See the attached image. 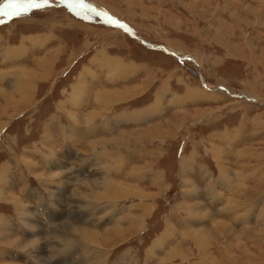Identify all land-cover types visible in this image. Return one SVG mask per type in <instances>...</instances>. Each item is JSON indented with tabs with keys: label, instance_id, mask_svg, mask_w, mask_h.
I'll list each match as a JSON object with an SVG mask.
<instances>
[{
	"label": "rangeland",
	"instance_id": "obj_1",
	"mask_svg": "<svg viewBox=\"0 0 264 264\" xmlns=\"http://www.w3.org/2000/svg\"><path fill=\"white\" fill-rule=\"evenodd\" d=\"M11 1L14 0H0V8L3 5L8 7ZM60 1L51 0V3ZM85 1L105 8L110 16L101 14L104 19L95 15L94 10L76 15L70 11L73 7L64 4H49L23 17L0 16V75L15 68L14 65H23L36 69L40 79L45 78L31 83L35 87L33 104L30 105L28 99L27 108L23 107L18 117L11 121L9 118L0 133V264H264V0ZM9 12L13 14L9 10L4 15ZM83 15H87L88 20ZM111 15L115 22L109 20ZM12 50L19 51L20 61L13 62L9 54ZM99 52L102 56L105 54L108 63L101 60ZM134 56L140 62L161 65L160 77L167 78L171 91L178 94L164 103L169 89L164 84L157 98L161 99L163 112L161 107L157 111L153 107L157 100L133 110L134 106L147 103L158 82L151 83L148 93L128 97L123 102L112 101L106 109L96 102V98L103 97L96 96L98 90L104 87L125 91L142 84L125 82L137 71L132 68L136 62ZM96 57L98 59L94 61ZM37 58H44L45 64L53 69L36 67ZM86 68L92 69L95 75L90 73L87 76L89 92L85 104L75 108L73 96ZM9 77L12 79V74ZM10 79L0 84V89L16 84V78ZM104 79L108 85H101ZM121 81L125 83L118 84ZM185 84L186 91L182 94ZM213 88L216 91L210 90ZM208 99L218 102L209 104ZM170 104L174 116L163 120L164 116L159 115ZM69 112L79 115L80 124L74 122ZM94 112L98 115H93L92 126H105L96 133L86 131L87 115ZM186 113L188 116L182 118ZM145 114L154 119L142 121ZM126 116H133V122L141 124H116ZM240 117L245 123L242 125L240 121L235 126L236 134L228 129L223 131V122L237 123ZM201 119L204 124L192 127L193 121ZM47 122L56 139V156L59 152L63 156L66 151L73 155L75 151L72 152L71 148L75 147L80 153L69 161V174L74 179L71 186L60 180L65 174H58L55 183L41 176L48 168L50 172L61 173L64 165H47L44 157L50 153L49 147L45 146L49 141L44 140ZM111 123L115 127L123 123L120 130L118 127L112 133L116 134L110 138L113 143L98 144L94 150L89 147V152L84 151L86 148L80 149L81 145L89 146L87 144L96 136L98 140L100 135H112L108 132ZM76 125L85 128L81 144L74 142L78 138L74 130ZM197 126L201 127L199 131H196ZM155 127L169 134L158 136L151 131ZM212 127H222L223 132L211 131L206 134V141L199 139ZM147 130L151 132L145 134ZM90 133L92 137H88ZM196 140H201L197 143L199 145L193 144L195 148L198 146L200 161L202 157H213L217 162V177L223 181L215 189L213 200H207L208 207L200 195L198 183L189 178L185 180L181 175L179 179L176 171V157L184 154V144L187 142L186 149H191L189 143ZM214 145L226 153H222L221 159L215 157ZM102 147L112 151L111 159L107 152L97 158L98 152L102 154ZM24 156L40 165H29V171ZM165 159L171 167H167ZM183 159L188 162L186 168L196 163L194 157L184 156ZM134 166L138 168L134 169ZM166 167L167 174L164 175ZM153 172L161 176L156 179L158 181L151 175ZM163 172L165 178L162 182ZM3 173H7L4 184L1 180ZM76 173L94 177L80 179L75 177ZM203 174L211 177L208 167L203 169ZM137 176L145 180H139ZM109 178L119 184H140L145 193L126 195L127 191L121 188L124 194L121 198L112 189ZM101 180L107 183L106 188L97 186ZM159 181L163 183L162 188L156 186ZM75 188L82 190L85 196L77 197ZM96 190L109 191L117 195L118 200L111 198L110 202H97V198L88 197ZM213 203L214 207L209 206ZM22 204L25 208L32 206L28 218L26 213L19 212ZM142 204H149L148 215H145ZM198 204L201 214L198 219L204 216L199 221L190 211ZM207 210L214 217L207 218ZM22 216H25L24 220ZM213 219L225 223L214 226ZM68 221L99 231L121 227L125 237L112 247L91 245L79 239L65 242L63 239L67 235L60 226ZM200 227H208L213 233L208 255L203 254L198 248L200 244L191 239L194 229ZM10 232L14 236L8 238ZM18 237L28 243L42 241V250L36 246L22 250L7 243ZM161 239L166 240L159 246ZM210 255L215 259L209 258ZM44 257L47 262L43 261Z\"/></svg>",
	"mask_w": 264,
	"mask_h": 264
},
{
	"label": "bare ground",
	"instance_id": "obj_2",
	"mask_svg": "<svg viewBox=\"0 0 264 264\" xmlns=\"http://www.w3.org/2000/svg\"><path fill=\"white\" fill-rule=\"evenodd\" d=\"M16 5V4H15ZM17 9V8H16ZM10 15H12V12L10 13H5V15H4V17H6V16H10ZM4 17H1V18H4ZM1 40V39H0ZM3 43V42H2ZM35 43H37V42H35ZM23 48V47H22ZM28 48V47H27ZM25 49H26V47H25ZM8 50V49H7ZM9 50H10V48H9ZM6 51V50H5ZM4 51V52H5ZM17 51V50H16ZM15 50H12V51H10L9 52V54L11 55V58H12V60H13V62H18V61H20L21 59V55L19 54V51H17L16 52ZM1 52V51H0ZM7 53V52H6ZM5 53V54H6ZM23 53V52H22ZM4 54V55H5ZM99 54H100V52H99ZM102 54V53H101ZM103 58H102V60H104V61H108V58H106L105 57V54L102 56ZM8 58V57H7ZM45 58V57H44ZM44 58H42L41 60H40V64L38 65V66H36V67H40V69L42 68L43 70L44 69H46L47 70V68L48 69H53V67L52 66H47L46 64H45V60H44ZM8 61H9V59H8ZM10 62V61H9ZM111 62V61H110ZM114 63V62H113ZM14 65V64H13ZM12 65V66H13ZM26 65V64H25ZM114 65V64H113ZM116 66V65H115ZM14 67L15 68H12V69H10V70H7L8 69V66L5 68L7 71L4 73V74H1L0 75V84H2L5 80H7V79H10V77H9V75H11L12 74V79H10V80H14V78H16L17 79V81H16V84L15 85H13V86H11V87H3V88H1L0 89V133H1V131L4 129V127L9 123V118H10V121L13 119V118H16V117H18V115L20 114V112L21 111H23V107H25V108H27L26 107V105L28 104V99H30L31 100V103H30V105H32L33 104V98H34V92H35V87H34V85H31V83H35V80H37V79H39V80H44L45 78H43V77H41L42 79H40L39 78V76H38V71L36 72V69H34V68H32L31 66H28V67H23V65L21 66V65H17V66H15L14 65ZM0 69H1V67H0ZM4 70V69H3ZM89 70V69H88ZM87 70V71H88ZM121 70V69H120ZM92 72V71H91ZM114 72V71H113ZM39 73H43V72H39ZM28 76V78L26 77V75ZM86 74H87V72H86ZM83 75V74H82ZM118 75H119V73H118ZM129 76V75H128ZM3 77H4V80H3ZM46 78H47V76H45ZM86 77V76H85ZM83 81V80H82ZM6 82V81H5ZM15 82V81H14ZM83 82H85V79H84V81ZM7 83V82H6ZM146 85L145 84H138V85H136V86H134V87H132V88H130V89H127V90H125V91H120V90H114V89H109V88H105V89H103L101 92H100V94L103 96V99H101L100 101H103V102H105L106 103V101L107 102H112V101H114V102H123L124 100H126L128 97H134V96H136V95H138V94H140V93H142L144 90H145V87ZM87 87H88V85H87ZM84 89V88H83ZM87 91H88V89H86ZM75 91H77V89L75 90ZM83 91V90H82ZM84 92H86V91H84ZM89 92V91H88ZM165 92V91H164ZM83 93V92H82ZM163 93V92H162ZM189 93V92H188ZM81 94V93H80ZM164 94V93H163ZM77 95H79L78 93H77ZM76 95V96H77ZM82 95V94H81ZM100 95V96H101ZM161 95V94H160ZM214 95V94H213ZM75 96V95H74ZM165 96V95H164ZM79 97H80V95H79ZM82 97H83V95H82ZM82 97H81V100H82ZM215 97V96H214ZM78 98V97H77ZM74 99H76V98H74ZM73 99V100H74ZM78 99H80V98H78ZM85 99V98H84ZM190 99V98H189ZM204 99V98H203ZM77 100V99H76ZM85 101V100H84ZM97 101V100H96ZM178 101V100H177ZM78 102H80L79 100H78ZM83 103V102H82ZM101 103V102H100ZM108 103V104H109ZM176 103H178V102H176ZM76 104V103H75ZM75 104H74V107H75ZM104 104V103H103ZM29 105V106H30ZM111 105V104H110ZM29 106H28V108H29ZM107 106H109V105H107ZM82 107V106H81ZM86 107V106H85ZM107 108V107H106ZM84 109V108H83ZM157 110V109H156ZM26 111V110H25ZM24 111V112H25ZM12 112H14L15 114H13ZM17 112V113H16ZM202 113V112H201ZM72 114V113H71ZM98 114V113H97ZM86 115V114H85ZM100 115V114H99ZM146 115V114H145ZM186 115H187V113L186 114H184V117H182V118H185L186 117ZM74 116V115H73ZM77 116H78V114H77ZM90 116V115H89ZM89 116H88V118H89ZM96 116V115H95ZM148 116V115H147ZM188 116V115H187ZM75 117V116H74ZM129 118H130V116H129ZM143 118H145L146 119V117L145 116H143ZM75 120H77V119H75ZM91 120V119H90ZM89 121V120H88ZM93 121V120H92ZM121 121H123V120H121ZM126 122V121H125ZM128 122V121H127ZM90 123V122H89ZM92 123V122H91ZM112 124V123H111ZM168 124H170V121L168 122ZM46 125V124H45ZM91 125V124H90ZM96 126V125H95ZM172 125H170V127H171ZM78 127V126H77ZM98 127V126H97ZM173 127V126H172ZM177 127V126H176ZM50 128V127H49ZM79 128V127H78ZM96 128V127H95ZM101 128V127H100ZM111 128V127H110ZM173 128H175V127H173ZM74 129H75V127H74ZM81 129V128H80ZM94 129V128H93ZM162 129V128H161ZM160 128H158V127H155V129H151V131H153V132H156L157 134H158V136H167L169 133L166 131V132H164V131H162ZM170 129V128H169ZM46 130V129H45ZM76 130V129H75ZM96 130V129H95ZM77 131V130H76ZM110 131V130H109ZM108 131V132H109ZM150 130H147V131H144V133L145 134H147V133H150L151 132ZM78 132V131H77ZM123 134H124V132H123ZM138 135V134H137ZM50 138V137H49ZM48 138V139H49ZM51 139H52V137H51ZM82 139V138H81ZM45 140V139H44ZM124 141V140H123ZM130 141V140H129ZM44 142V141H43ZM101 142V141H100ZM51 143V142H50ZM47 145V144H46ZM52 147V146H51ZM94 147V146H93ZM49 148H50V146H49ZM53 151V150H52ZM215 153V152H214ZM222 153H224V152H221V153H219L218 155L220 156H222ZM224 154H226V153H224ZM223 154V155H224ZM49 155V154H48ZM47 155V156H48ZM64 155V154H63ZM111 156V155H110ZM113 156V155H112ZM56 157V156H55ZM55 157H53L54 159H55ZM78 157V156H77ZM49 158V157H48ZM62 159V158H61ZM71 160V159H70ZM33 160H26V162L27 163H31ZM59 161V160H58ZM51 163H53L52 161H50ZM50 163V164H51ZM55 163H56V160H55ZM69 160H65V163H64V165L62 166V172L61 173H56V172H50L49 170H46V172H44L43 174H41V176H45V175H48L49 177H54V178H56V176L58 175V174H65V176L63 177V178H60V180L61 179H63L65 182H66V184L67 185H69V186H71V185H73V180L74 179H72V177H70L71 175L69 174V170H70V168L68 167L69 166ZM34 164V163H33ZM58 164V163H57ZM35 165V164H34ZM53 165V164H52ZM4 166V165H3ZM2 166V167H3ZM35 166H38V164L37 165H35ZM61 166V165H60ZM6 167V166H5ZM34 167V166H33ZM57 167V166H56ZM55 167V168H56ZM55 168H53V169H55ZM61 168V167H60ZM134 168V167H133ZM2 170H4V169H2ZM135 171V170H134ZM144 171H145V169H144ZM160 172V171H159ZM75 173V172H74ZM145 173H146V171H145ZM77 175L75 176L76 178L78 177V178H82V177H85L86 179H91V178H93V177H91L92 175H88V174H82V173H76ZM156 172L154 173H151V175H153L154 176V180L155 181H158V180H156L158 177H156ZM104 175V174H103ZM137 175V174H136ZM5 176H7V173H3V174H1V180L3 181L4 180V177ZM140 176V175H139ZM143 176V175H142ZM153 176H151L152 178H153ZM157 176H159V177H161L159 174H157ZM48 177V178H49ZM149 178L150 179V181H152L153 179L152 178ZM85 178H84V180H85ZM101 177H99V179H100ZM143 178V177H142ZM102 179V178H101ZM107 179V178H106ZM52 180V179H51ZM114 181L113 180V178H109L108 179V181H109V184L111 185V187H112V189L114 190V191H116L115 193L117 194V195H120L121 196V198H122V196H124V194H122V192L120 191V190H122V189H124V190H126L127 191V194L126 195H130V194H133L134 192L136 193V194H144L145 193V191L144 190H142L141 189V187H140V184H132V183H127V182H123V183H118L117 181H114L113 183H112V181ZM64 181H62V182H64ZM106 181V180H105ZM1 183V182H0ZM10 183V182H9ZM55 183V182H54ZM2 184H4V181H3V183ZM84 184V183H83ZM152 184V183H151ZM7 185V184H6ZM12 185V184H11ZM107 185V183H103V180H101V183L100 184H98L97 186L99 187V188H101V189H103V187H105ZM162 185H163V183L161 182V181H159V182H156V186H160L161 188H162ZM56 186V185H55ZM1 187V186H0ZM3 187V186H2ZM136 187V188H135ZM4 188V187H3ZM90 188V187H89ZM106 188V187H105ZM122 188V189H121ZM5 189V188H4ZM80 189V188H79ZM110 189V188H109ZM74 190V189H73ZM217 190V189H216ZM7 191V190H6ZM5 191V193H8V192H6ZM97 192L96 193H94V194H92L91 195V193H90V196H88V197H93L94 199L95 198H97L96 199V201L97 202H101V201H107V202H110L111 201V198H114V199H117L118 200V197H117V195H113V194H111L109 191H102V190H96ZM123 191V190H122ZM3 192V191H2ZM54 192V191H53ZM94 192V191H93ZM92 192V193H93ZM74 193L77 195V197H84L85 195L82 193V190H76V188H75V190H74ZM1 194V193H0ZM152 194V193H151ZM6 195V194H5ZM55 195V194H54ZM6 197V196H5ZM8 197V196H7ZM65 197V196H64ZM63 197V198H64ZM9 198V197H8ZM59 198H60V196H59ZM87 199V198H86ZM101 199H104V200H101ZM5 200V199H4ZM92 200V199H91ZM24 201V200H23ZM9 202V201H8ZM42 202V201H41ZM56 202V201H55ZM64 202H66L65 200H64ZM63 202V203H64ZM26 203V202H25ZM62 203V204H63ZM16 204V203H15ZM29 205V204H28ZM63 206H66V204H64ZM76 205H73V207H75ZM17 207V206H16ZM67 208L69 207V205H67L66 206ZM71 207V206H70ZM199 205L196 207V209H194V208H192L193 209V211H194V218H196V217H200L201 216V214L199 213ZM28 209V208H27ZM63 209V208H62ZM65 209V208H64ZM74 209V208H73ZM21 210V209H20ZM91 210H92V208H91ZM30 211V210H29ZM74 211V210H73ZM77 211V210H76ZM18 212V211H17ZM20 212V211H19ZM47 212V211H46ZM67 214V213H66ZM65 214V215H66ZM76 214V213H75ZM80 214V213H79ZM197 214H199V216L197 215ZM206 214V216H207V218H209V217H212V216H214V215H212V213L210 212V211H208L207 210V213H205ZM78 215V214H77ZM115 215V214H114ZM26 216H27V214H26ZM49 216V215H48ZM74 216H76V215H74ZM79 216V215H78ZM121 216V215H120ZM136 216V215H135ZM28 217V216H27ZM26 217V218H27ZM80 217V216H79ZM78 217V218H79ZM126 217V216H125ZM91 218V217H90ZM120 218V217H119ZM121 218H122V216H121ZM124 218V217H123ZM126 218H129V217H126ZM201 218H204V216L203 217H201ZM22 219V218H21ZM24 219V218H23ZM33 219V218H32ZM79 219H82V218H79ZM70 220V219H69ZM78 220V219H77ZM135 220V219H134ZM136 220H139V219H136ZM104 221V220H103ZM118 221V220H117ZM142 221V220H141ZM115 222H116V220H115ZM144 222V221H143ZM89 223V222H88ZM99 223V222H98ZM101 223V222H100ZM99 223V224H100ZM118 223V222H117ZM219 223H225L224 221L223 222H220V221H217V220H214V223H213V225L214 226H216V224H219ZM25 224V223H24ZM91 224V223H90ZM89 224V225H90ZM43 225V224H42ZM59 225V224H58ZM57 225V226H58ZM96 225V224H95ZM101 225V224H100ZM136 225V224H135ZM38 226V225H37ZM46 226V225H45ZM88 226V225H87ZM114 226V225H113ZM120 226V225H119ZM218 226V225H217ZM110 227V226H109ZM60 228L62 229V231L63 232H65L66 233V235H67V237H65L64 239L63 238H61V239H63L65 242H68V241H71V240H76V239H79V240H82V241H86V242H88L89 244L91 243V245L93 244V245H98V246H104V247H112V246H114V245H116L121 239H123L125 236V234H123L122 233V230H123V228H121V227H117V228H114V229H108V230H105V231H99L98 229L97 230H92V229H89L88 227H82V226H79V225H74L73 224V222L72 221H68V222H66V223H64V225L63 226H60ZM97 228V227H96ZM208 227H204V228H202L201 230H197V229H194V231L192 232V237L191 236H189V237H191V239H193L192 241H197V243H199L200 245H199V247L198 248H200L201 249V251H202V253L203 254H206V255H208V253H209V250H210V245H212V243H211V240H212V237H213V233H212V231H210V230H208L207 229ZM223 228V227H222ZM43 229V228H42ZM45 229V228H44ZM58 229V228H57ZM173 229V228H172ZM200 229V228H199ZM32 230V229H31ZM30 230V231H31ZM34 230V229H33ZM56 230V229H55ZM222 231V230H221ZM237 231V230H236ZM55 232V231H54ZM58 232V231H57ZM124 232V231H123ZM233 232H234V229H233ZM263 232V231H262ZM226 233H227V231H226ZM225 233V234H226ZM264 233V232H263ZM42 234V233H41ZM55 234V233H54ZM58 234V233H57ZM44 235H45V233H44ZM131 235V234H130ZM221 235V234H220ZM11 236H14L13 235V233H8V238L9 237H11ZM37 236V235H36ZM184 236H186V238H187V235H185L184 234ZM61 237V236H60ZM122 237V238H121ZM38 238V237H37ZM121 238V239H120ZM31 239V238H30ZM188 239H190V238H188ZM50 240V239H49ZM33 241V240H32ZM9 245H13V246H18V248L20 247L22 250H25L26 248H31V247H38V249L40 248H42L43 247V243H42V241H37V240H35V242H32V243H28V242H26V240H24V239H22V238H17V239H14V240H12V241H9V242H7ZM159 243V242H158ZM164 243V242H163ZM44 245H45V243H44ZM160 245V244H159ZM228 245V244H227ZM79 246V245H78ZM233 246V245H232ZM99 247V248H100ZM227 247V246H226ZM232 248V247H231ZM37 249V248H36ZM44 249V248H43ZM161 249V248H160ZM176 249V248H175ZM233 249V248H232ZM20 250V249H19ZM42 250V249H41ZM206 250H208V252H204V251H206ZM234 250V249H233ZM176 251H178V249L176 250ZM231 251V250H230ZM9 252V251H8ZM7 252V253H8ZM42 252V251H41ZM90 252V251H89ZM182 252V251H181ZM154 253V252H153ZM185 253H187V252H185ZM211 253V252H210ZM156 254V253H155ZM36 255H37V253H36ZM154 255V254H153ZM207 257H209V256H207ZM212 257V258H211ZM209 258H211V259H215L212 255H210V257ZM41 259H42V257H41ZM37 260V259H36ZM39 260V259H38ZM229 260V259H228ZM43 261H45V262H47L48 260L44 257L43 258ZM42 262V261H41ZM43 263V262H42ZM114 263V262H113ZM163 263V262H162ZM39 264V263H38ZM44 264V263H43Z\"/></svg>",
	"mask_w": 264,
	"mask_h": 264
},
{
	"label": "crops",
	"instance_id": "obj_3",
	"mask_svg": "<svg viewBox=\"0 0 264 264\" xmlns=\"http://www.w3.org/2000/svg\"><path fill=\"white\" fill-rule=\"evenodd\" d=\"M99 54V53H98ZM101 54V53H100ZM99 54V55H100ZM100 57H101V60H102V55H100ZM134 58H135V60H136V62H135V64H134V66H132V68L134 69V72H135V70H137L136 72H135V75H132L131 77H130V79L128 80V81H125L127 84H133V83H142V84H145L146 85V88H145V90L142 92V93H140V94H138L137 96H139V95H141V94H144V93H148V91H150L151 90V88H152V85H155V84H157V82L159 83L157 86H156V90H155V93H154V95H152V97L151 98H149V99H147V103H145V104H140V105H137V106H134V108H133V110L134 109H136L137 107H141V106H146V105H151V104H153L156 100H157V98H158V93H159V90L162 88V87H164V84L165 85H168L169 86V89H168V91L166 92V96L164 97V99H163V101H164V103H167L168 101H170L171 99L170 98H173L175 95H178V94H176V93H174L173 92V90L171 91V89H172V87H170V82H168L166 79L167 78H161L160 77V74L162 73V71H161V67H159V66H161V65H159V66H157L156 64V66H153V65H151V64H147V63H145V61L144 62H140L139 61V59L137 58V57H135L134 56ZM42 58H37V65L36 66H38L39 64H40V60H41ZM98 58L96 57L95 59H94V61L95 60H97ZM124 59V58H123ZM98 62V61H97ZM107 63H108V61H106ZM137 65H138V68H137ZM140 66H142V67H144V68H140ZM28 67V66H27ZM146 68V70H145V72L143 71L142 73L140 72L141 70H143V69H145ZM88 68H86V70H85V72H87V74L85 73V76L84 77H82L81 79H80V86L77 88V91H75V93H74V95L75 96H73V99L74 98H76V99H74L73 100V106H74V104H75V108H80L81 106H83L84 104H85V101L84 100H86V99H84L85 97H86V95L88 94V91H89V88L87 87V85L89 86V84H88V79H87V76L90 74V73H92V74H94L95 75V72H91V70L92 69H89L88 71ZM172 78V77H171ZM84 79H85V82H83L84 81ZM83 80V81H82ZM164 80H166V81H164ZM125 82H118V84H123V83H125ZM151 83H152V85H151ZM109 83H108V81L107 80H103L102 82H101V85H108ZM115 84V83H114ZM163 84V85H162ZM190 84V83H189ZM162 85V86H161ZM190 85H192V86H199V84H194V83H192V84H190ZM186 87H187V84H185V90L182 92V94L183 93H185V91H186ZM202 87V86H201ZM84 88V89H83ZM203 88V87H202ZM86 89H88V91L86 90ZM103 89H105V87L104 88H102V89H99L98 90V94L96 95V96H100L101 94H100V92L103 90ZM116 89H118V88H116ZM76 90V89H75ZM83 90V91H82ZM210 90H213V91H216L214 88L213 89H210ZM84 91H86V92H84ZM100 91V92H99ZM83 92V93H82ZM77 93L80 95V97H79V95H77ZM83 95V97H82V95ZM77 95V96H76ZM160 95V94H159ZM164 95V94H163ZM163 95H160V96H163ZM102 96V95H101ZM159 96V97H160ZM80 98V99H78V98ZM81 97H82V100H81ZM135 97V96H134ZM101 99H103V97L101 98ZM100 98H96V102H101L100 104H102L104 107H105V109H106V107L108 108L109 106H107V105H109L108 103L109 102H107L106 101V103L105 104H103L104 102L103 101H100L101 100ZM211 99H213V100H216V99H219V100H221L220 98H211ZM78 100L80 101V102H78ZM161 101V99H158L157 100V102L155 103V104H153V107H155V110L157 109L158 110V108L159 107H161V111L163 112V109H162V102H160ZM225 101V100H224ZM223 101V102H224ZM83 102V103H82ZM207 102H209V104H212L213 102L214 103H216V102H218V101H212V100H210V99H208V101ZM175 104H176V102H174ZM189 103H191V102H188V104ZM224 106H226L227 104L226 103H222ZM221 104V105H222ZM230 104V103H229ZM167 107H169L168 109H166L165 111H164V113L163 114H160L159 116H164L162 119L163 120H165L166 118L165 117H167V116H169V117H172V116H174L173 115V105L172 104H170L169 106L167 105ZM77 110V109H76ZM156 110V111H157ZM228 112H232V111H228ZM72 113V114H71ZM69 114H70V116H71V118L74 120V122L76 123V124H80L79 123V115L77 116V114L75 113V112H69ZM94 114H96V112H94V113H92V114H88L87 115V117L89 116V118H88V120H89V122H87L86 123V131H88V132H95V131H97V130H100V127L102 128V129H104V125H101L100 127H97V125L95 126V127H93L92 125V123L91 122H93L92 120H93V115ZM75 117H74V116ZM96 115H98V114H96ZM148 115V116H147ZM145 117H146V119L145 118H142V121H146V120H149V118L150 119H154V117L152 118V117H150L149 116V114H146V115H144ZM120 118V117H119ZM241 118H243V117H240V120L237 122V123H232V124H226V123H224L223 122V131H225L226 129H228V131H230L231 133H234V134H236V130H235V126H237L238 125V123H240V121H241V124L243 125V123H245V120L244 119H241ZM75 119H77V120H75ZM91 119V120H90ZM160 119V118H159ZM161 119V120H162ZM199 119V118H198ZM116 120H117V117H116ZM121 120H123V121H121ZM220 120V118L219 119H217V121H219ZM243 120H244V122H243ZM108 121V120H107ZM126 121V122H125ZM128 121V122H127ZM134 121V119H133V116L132 117H130V118H128V116H126V117H124V118H120V120L119 121H116L115 123L116 124H118V122H123V123H129V124H141V123H138V122H133ZM213 121H216V119H214ZM159 122V121H158ZM108 123H110V122H108ZM123 123H120L117 127H115V125L114 124H109V127H108V131L112 134L113 132H115L116 130H117V128L120 130V127H121V125L123 124ZM150 123V122H149ZM219 123V122H218ZM46 125H45V135H46V137L44 138L45 139V141H49V143L46 145L45 144V142H43V144H45V146L46 147H49L50 146V153H48V154H51V155H49V156H47L48 154H45L44 155V157H46V160H47V165H49L51 162L50 161H52L53 163H51V164H53V165H55V160H56V164L58 163V164H64L65 163V160H69L70 161V159H72V160H74V159H76L77 158V156H79L80 155V153L78 152V150L76 149L77 147H75L74 149L73 148H71V151L73 152V151H75L74 152V154L72 155V153L70 154V153H68L67 154V152L68 151H66L65 153H64V155L62 156V154L59 152V156H56V139H55V137L54 136H52V128L50 127V125H49V122H47V123H45ZM91 124V125H90ZM198 124H204V121L201 119L200 121H193L192 122V127H194L195 125H198ZM143 125H145V124H143ZM148 125V124H147ZM218 125V124H217ZM225 125V126H224ZM88 126V127H87ZM50 127V128H49ZM79 127V128H78ZM77 127V125L75 126V129L78 131H76L75 129V132H76V134H77V139L74 141L75 143L76 142H82L83 140L81 139V136H83L84 135V131H85V128H83V127H81V126H78ZM111 127V128H110ZM242 127H244V126H242ZM81 128V129H80ZM94 128V129H93ZM201 127L200 126H197V130L196 131H199L198 129H200ZM221 128L222 127H212L211 129H209L206 133H205V135H203V136H201V137H199V139H203L204 141H206L207 140V138H206V134H209V132H211V131H214V133H216V132H223L222 130H221ZM96 129V130H95ZM122 132H123V130H121ZM99 132V131H98ZM118 132V131H117ZM194 132V131H193ZM96 133V132H95ZM100 134L102 133V132H99ZM121 133V132H120ZM119 134V133H118ZM116 134H112V135H110V136H107V137H105L104 135H100V138L101 139H98V140H96V138L98 137V136H96L95 137V139H92V142L90 143V144H87V145H89V146H84V145H81V150H84L85 148V152H89V147H91V149L90 150H94L95 148H96V146L98 145V144H109V143H113V142H111L110 141V138H112V137H114ZM233 135V134H232ZM93 136V134L92 133H90V135H88V137H92ZM50 137V138H49ZM51 137H52V139H51ZM49 138V139H48ZM50 140H52V141H50ZM99 141H101V142H99ZM201 141V140H200ZM200 141H192V142H190L189 143V145L191 146V149L189 148V150H188V148L186 149V144H187V142L184 144V154L183 155H181L180 157H176V158H178L177 160H178V162H177V167H176V171H177V174H178V176H179V179H181V177L182 178H184L185 180H186V178H189V179H192V180H194V181H196L198 184V186H199V188L201 189V196H203V201L205 202V204H206V206L208 207V203H207V200H213V196H214V194L216 195V192H215V189H218V186H221V184H223V181H222V178H218L217 177V162L214 160V158L213 157H211V156H209L208 158H206V157H202L201 158V161H200V159H199V154H198V150H197V148H198V146L195 148L194 147V145L193 144H197V143H201ZM51 142V143H50ZM73 142V143H74ZM81 144V143H80ZM80 144H77L78 146L80 145ZM151 144H159V143H156V142H151ZM164 144H168V143H164ZM113 145H115V144H113ZM197 145H199V144H197ZM52 146V147H51ZM94 146V147H93ZM193 147H194V149H193ZM214 147V150H213V152H215L214 153V155H215V157L216 158H218V159H221V157L223 156H219L218 154L219 153H221V152H224V151H222V150H220V149H216V146L214 145L213 146ZM225 147H227L226 146V144H225ZM103 148V150H102V154H101V152H98V154H97V158H101V156L103 157V152H107L108 153V157H110V159L112 158V151H110V150H108V149H106V148H104V147H102ZM53 150V151H52ZM77 151V152H76ZM97 153V152H96ZM113 153H115V154H118L116 151H114ZM72 155V157H69V156H71ZM111 155V156H110ZM197 155V156H196ZM56 156V157H55ZM184 156H189L190 158L191 157H194V159H196V163H193L192 165H190V168H186L185 167V164L186 163H188V162H183V157ZM49 157V158H48ZM53 157H55L56 159H54ZM58 157V158H57ZM69 157V159H67ZM24 158H25V164H26V166L28 167L29 165H37L38 164V166L40 165L39 163H36L34 160L29 164V163H27L26 162V157L24 156ZM62 158V159H61ZM59 160V161H58ZM157 160H159V157H158V159ZM168 159H165L164 160V163L167 165V167H171V165L170 164H168ZM200 161V162H199ZM34 163V164H33ZM45 166V165H44ZM167 167L165 168V169H163L164 170V172H165V174H164V172L162 173V182L164 181V175H166L167 174ZM205 167H208V170L211 172V177H206L204 174H203V169L205 168ZM136 168H138L137 166H134V169H136ZM28 169H29V167H28ZM48 170H50V168H48ZM29 171H30V169H29ZM157 174H159V173H157ZM157 174H156V177H158L157 176ZM164 174V175H163ZM180 175H181V177H180ZM149 176V175H148ZM225 176H227V174H225L224 175V179H225ZM49 176L48 175H45L44 176V178L46 179V178H48ZM137 177H139V176H137ZM140 178H142V177H139V180H140ZM48 179H50V181L51 182H55L56 180H55V178L54 177H49ZM52 179V180H51ZM143 180H145V178L143 177L142 178ZM137 180V179H136ZM138 180V181H139ZM225 181L227 182V178L225 179ZM179 182H180V180H179ZM183 186H184V184H183ZM172 187V186H171ZM208 187H210V188H212V189H214V190H209V189H207ZM158 188H161L160 186L158 187ZM178 186L176 187V191H178ZM178 193V192H177ZM179 194V193H178ZM181 195V194H180ZM144 207H145V210H146V213H145V215H148L149 214V212H150V208L148 207V205L149 204H142ZM199 205V204H198ZM209 206H215V203H213V204H211V205H209ZM32 207V206H31ZM31 207H29L28 209L27 208H25V206H24V204H22L21 205V210H20V212L22 213V214H27V216L29 217V213H30V209H32ZM143 207V208H144ZM218 210V209H217ZM44 211V210H43ZM191 211V213H194V211L193 210H190ZM219 211V210H218ZM27 217V218H28ZM40 217V216H39ZM214 217V216H213ZM25 219V216H22V219ZM41 218V217H40ZM23 219V220H24ZM195 219H197V221H199L200 219H198V217H196ZM196 221V222H197ZM213 223H214V219H213ZM202 228H204V227H200V229L199 230H201ZM198 230V229H197ZM162 237H164V236H161L160 238H162ZM165 238V237H164ZM168 238V237H167ZM183 239H185L184 238V236H183ZM165 240L166 239H161V241H160V245L159 246H162L164 243L163 242H165ZM185 243H187V242H185ZM190 242H188V244H189Z\"/></svg>",
	"mask_w": 264,
	"mask_h": 264
},
{
	"label": "snow or ice",
	"instance_id": "obj_4",
	"mask_svg": "<svg viewBox=\"0 0 264 264\" xmlns=\"http://www.w3.org/2000/svg\"><path fill=\"white\" fill-rule=\"evenodd\" d=\"M50 3L51 0H17V4L20 6V10L13 11L12 18L26 16L29 13H31L33 10H40L45 8ZM61 3H64L63 0H61ZM71 10L76 15H81V13L85 11L91 13V9H82V10L71 9ZM85 19H87V16H85ZM117 26L120 27L119 25ZM120 28L125 29L124 27H120Z\"/></svg>",
	"mask_w": 264,
	"mask_h": 264
},
{
	"label": "water",
	"instance_id": "obj_5",
	"mask_svg": "<svg viewBox=\"0 0 264 264\" xmlns=\"http://www.w3.org/2000/svg\"><path fill=\"white\" fill-rule=\"evenodd\" d=\"M63 2L64 3H61V1H60V5H62V4H67V5H74V6H79V7H82L83 5H82V3H79V2H74V1H71V0H63ZM50 5H53V3H50Z\"/></svg>",
	"mask_w": 264,
	"mask_h": 264
}]
</instances>
